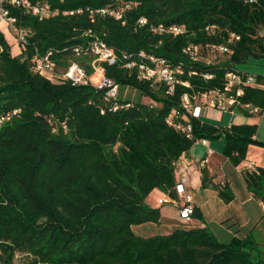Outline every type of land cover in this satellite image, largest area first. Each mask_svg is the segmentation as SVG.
Instances as JSON below:
<instances>
[{"label":"trees","instance_id":"1","mask_svg":"<svg viewBox=\"0 0 264 264\" xmlns=\"http://www.w3.org/2000/svg\"><path fill=\"white\" fill-rule=\"evenodd\" d=\"M30 1L46 2L58 13L38 20L9 9L16 28L26 32L17 55L0 32V117L7 116L0 124V264H14L15 257L21 264H264L257 225L227 243L206 227L146 237L133 230L160 223L158 209L145 199L157 189L175 200L176 162L196 142L220 141L222 156L234 167L246 160L250 145L264 148L255 124L223 126L190 115L174 119L182 129L167 123L184 94L222 92L227 72L241 79L233 108L245 117L262 114L264 75L236 66L264 59V0ZM171 27L183 32L171 33ZM95 37L116 56L112 64L100 63L104 76L154 104L117 96L105 101L104 89L52 81L33 69L36 52L50 51L58 73L75 62L92 75V56L84 52ZM190 45L199 51L185 53ZM77 46L83 48L78 55ZM140 53L180 68L171 92L127 67L145 60ZM55 126L70 137L53 135ZM242 175L247 191L264 204V168ZM200 188L215 190L225 203L233 199L228 185L214 183L205 168ZM192 216L202 218L196 208Z\"/></svg>","mask_w":264,"mask_h":264},{"label":"built area","instance_id":"2","mask_svg":"<svg viewBox=\"0 0 264 264\" xmlns=\"http://www.w3.org/2000/svg\"><path fill=\"white\" fill-rule=\"evenodd\" d=\"M245 2H254L255 0H244ZM10 8L22 9L24 13L34 16L38 20H44L50 18L58 13L56 9H53L46 2H36L32 3L30 0H0V25L6 24L8 27H12L15 32L19 34V39L21 41L22 47L24 45V38L26 35L25 30L18 29L15 26V18L9 15ZM98 14H110L116 19L121 18L119 12L111 11L108 9H98L95 11ZM72 13V12H71ZM70 13V14H71ZM93 14V11H90ZM66 14V13H64ZM140 24H144L146 21L144 19L139 20ZM171 33L178 34L182 33V28L171 27L169 29ZM87 34H91L88 31ZM83 48L77 46L74 48V52L78 55ZM218 50L220 52H226L225 46H219ZM199 51V47L196 45H190L184 52L189 55H193L195 52ZM85 54H90L92 59L89 61V65L93 70L92 75H88L85 69L79 66L77 63L72 62L64 71L61 73L57 72L56 63L51 59V52L48 51L44 54L37 53L32 58L33 69L40 75L45 76L49 80H69L73 84H91L98 89H104V100L110 101L114 100L117 96V85L110 79L106 78L103 73V68H101V62H108L112 64L115 62L116 56L113 51L100 39L93 38L89 41L88 47ZM141 57L145 60L135 64L130 63L127 67H136L138 72V77L141 80L149 82H162L168 86V91L171 92L174 85L179 83L176 75L180 73V68L175 69L170 68L165 61L156 58L155 56L149 54L145 55L140 53ZM209 77V76H208ZM226 84L222 92H209L200 95H188L184 94L181 100V107L179 110L173 111L168 119L167 123L169 125H174V119L187 120V115L198 118L202 115L203 108H215L221 110V112H229L230 114L238 113L233 107L236 105V97L241 95L240 87L234 89V86L238 85L241 81L240 76L233 72H227L225 74ZM251 80L250 78L248 79ZM188 87L187 83H181ZM113 110L118 108V103H112ZM248 108V106H245ZM253 112H256L254 110ZM7 118L0 117L1 122ZM201 118V117H200ZM177 129H182L179 124H175ZM65 129V127H64ZM189 130V127H187ZM205 140L198 141L196 143L205 144ZM175 193L177 195H183L184 187L182 184H176ZM159 204L164 203H175V200L170 202L168 198L159 199ZM193 213V207L191 205V198L189 196L185 197L184 202L180 205V215L185 221H190Z\"/></svg>","mask_w":264,"mask_h":264},{"label":"crops","instance_id":"3","mask_svg":"<svg viewBox=\"0 0 264 264\" xmlns=\"http://www.w3.org/2000/svg\"><path fill=\"white\" fill-rule=\"evenodd\" d=\"M208 113L203 111L204 116ZM256 116L260 115L245 117L240 113L230 114L227 124L220 125L247 123L257 126L259 117ZM221 151L220 145L209 141L205 144L196 143L176 162V181L177 184L183 185L184 193L181 196L176 194L175 204L180 208L185 197L189 196L192 207L201 213V219L192 216L190 221H185L186 223L183 224L160 215L159 224L147 223L138 227L164 225L166 229L164 234L170 233L175 228L206 227L219 242L227 243L234 235L242 237L257 225L259 235L264 237V224L261 221L264 216V204L254 199L247 191L242 175L244 171H252L257 167L264 168V148L250 145L246 160L237 167L232 166L222 156ZM201 168L207 169L214 183L228 185L233 195L230 202L225 203L213 189L200 188ZM153 192L154 190L151 193ZM162 194L165 197L163 199H166L167 196Z\"/></svg>","mask_w":264,"mask_h":264},{"label":"rangeland","instance_id":"4","mask_svg":"<svg viewBox=\"0 0 264 264\" xmlns=\"http://www.w3.org/2000/svg\"><path fill=\"white\" fill-rule=\"evenodd\" d=\"M0 32L3 34L7 43L10 45L11 55H17L18 53H20V51H22V44L19 39V34L15 32L12 27L10 26L8 27L6 24H1ZM222 58L223 57H221V59ZM262 65H264V59L258 60V61L249 60L245 64L237 65L236 69L240 72L264 75V66ZM117 92H118L117 98L119 100L140 102V103L149 104V105L154 104L149 98L140 96L139 91H137L136 89H133V88H130L124 85H118ZM203 111H208L209 112L208 115L204 116ZM229 115L230 113L227 111L222 113L221 110L219 109L208 107V108H203L201 119H203L204 121L208 123L225 125L227 124L229 120ZM256 117H259V121L257 124V133L255 136V139L258 141L264 142V111L262 112L260 116H256ZM61 128L62 127L60 126H55V128L52 131V134L56 136H62L64 138H69L70 135L66 131V129L64 128L61 129ZM211 143L220 145L222 147V144H220V142L213 141ZM158 198L163 199L165 197L159 190H154V192L150 193L149 196L145 199V203L148 206L157 208L162 217L165 216L169 220L177 221L183 224L186 223L185 220L180 215V208H178L175 203L159 204ZM133 230L136 235L146 237V236L164 234L163 232H165L166 229L164 225H152L151 227L143 226V228H139L138 226H135L133 227ZM259 254L261 258L264 259V249ZM20 260H21L20 258L15 257L14 264H21Z\"/></svg>","mask_w":264,"mask_h":264}]
</instances>
